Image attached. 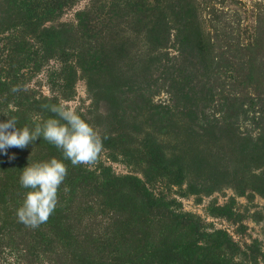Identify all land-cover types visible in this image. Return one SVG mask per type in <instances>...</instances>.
Instances as JSON below:
<instances>
[{"label": "rangeland", "instance_id": "rangeland-1", "mask_svg": "<svg viewBox=\"0 0 264 264\" xmlns=\"http://www.w3.org/2000/svg\"><path fill=\"white\" fill-rule=\"evenodd\" d=\"M44 105L80 115L103 149L92 166L42 136L0 152V264H74L72 242L17 216L23 168L52 158L67 176L50 217L68 213L78 244L108 242L103 259L129 250L97 202L118 178L150 200L148 244L169 264H264V0H0V122L59 119Z\"/></svg>", "mask_w": 264, "mask_h": 264}, {"label": "clouds", "instance_id": "clouds-1", "mask_svg": "<svg viewBox=\"0 0 264 264\" xmlns=\"http://www.w3.org/2000/svg\"><path fill=\"white\" fill-rule=\"evenodd\" d=\"M20 90L18 86L12 89L13 92ZM43 107L50 108L59 119L36 123L34 129L27 125L17 127L15 117L0 122V152L6 154L11 147L24 149L42 136L60 149L73 166L95 165L102 152L103 142L93 126L63 105ZM66 176L67 165L56 158L28 164L23 168L20 184L31 191L26 193L22 206L17 210L19 221L33 229L46 223L59 203V188Z\"/></svg>", "mask_w": 264, "mask_h": 264}, {"label": "trees", "instance_id": "trees-1", "mask_svg": "<svg viewBox=\"0 0 264 264\" xmlns=\"http://www.w3.org/2000/svg\"><path fill=\"white\" fill-rule=\"evenodd\" d=\"M132 182L130 180L125 186L121 179H112L110 183L105 184L103 190L97 195V202L99 201V206H101L99 209L113 212V215H111L112 223L107 229L106 235L111 233L110 239L125 240V244L127 242L129 245V250L125 252L121 259H108V256L103 259V253L107 252L111 247L108 242L98 238H90V241H87L86 238L81 239L79 242L81 244L74 242L76 237L69 231L68 224L65 225L64 230L62 228L63 221L65 224L70 218L72 219L68 213L61 214L60 219L49 217L48 221L43 223L48 227L49 232L43 236L48 238L55 237L62 244L72 242L73 246L69 248V253L73 256L74 264H169L167 253L172 251L169 250V247L167 250L163 249V242H159L156 247L148 244L149 233L147 232V221L143 214L147 211L150 200L142 192L139 195L138 191L133 189L130 184ZM5 184L6 181L2 178L0 180V194L2 197L4 190L6 192L9 191L5 189ZM124 187H126V191ZM132 192H136L139 195L137 201L131 196L130 193ZM89 242L92 244V248L90 250L87 249L90 251L87 253L85 248ZM185 248L187 258H190L196 251L195 246L192 244L185 246ZM93 258L96 260H92ZM198 263L207 264L204 259H200L199 262L196 260L195 264Z\"/></svg>", "mask_w": 264, "mask_h": 264}]
</instances>
